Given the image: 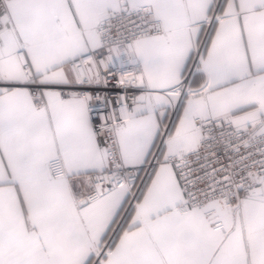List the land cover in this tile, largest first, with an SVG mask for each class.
Instances as JSON below:
<instances>
[{"label": "snow or ice", "instance_id": "6c2138e0", "mask_svg": "<svg viewBox=\"0 0 264 264\" xmlns=\"http://www.w3.org/2000/svg\"><path fill=\"white\" fill-rule=\"evenodd\" d=\"M0 264H264V0H0Z\"/></svg>", "mask_w": 264, "mask_h": 264}, {"label": "built area", "instance_id": "2783aa9c", "mask_svg": "<svg viewBox=\"0 0 264 264\" xmlns=\"http://www.w3.org/2000/svg\"><path fill=\"white\" fill-rule=\"evenodd\" d=\"M111 83H112V84H114V83H115V81H112Z\"/></svg>", "mask_w": 264, "mask_h": 264}]
</instances>
